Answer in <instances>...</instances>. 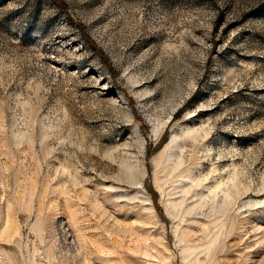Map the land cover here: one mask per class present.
<instances>
[{
    "label": "rangeland",
    "instance_id": "rangeland-1",
    "mask_svg": "<svg viewBox=\"0 0 264 264\" xmlns=\"http://www.w3.org/2000/svg\"><path fill=\"white\" fill-rule=\"evenodd\" d=\"M0 264H264V0H0Z\"/></svg>",
    "mask_w": 264,
    "mask_h": 264
}]
</instances>
